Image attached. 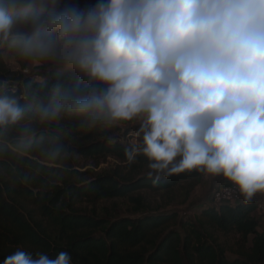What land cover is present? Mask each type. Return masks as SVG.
Here are the masks:
<instances>
[{
  "label": "clouds",
  "instance_id": "clouds-1",
  "mask_svg": "<svg viewBox=\"0 0 264 264\" xmlns=\"http://www.w3.org/2000/svg\"><path fill=\"white\" fill-rule=\"evenodd\" d=\"M0 45L86 78L38 104L40 122L137 120L142 142L126 157H147L154 183L197 170L225 177L245 203L264 193V0H0ZM27 112L0 95V129ZM33 134L25 126L20 145ZM3 264L72 258L18 249Z\"/></svg>",
  "mask_w": 264,
  "mask_h": 264
},
{
  "label": "trees",
  "instance_id": "trees-1",
  "mask_svg": "<svg viewBox=\"0 0 264 264\" xmlns=\"http://www.w3.org/2000/svg\"><path fill=\"white\" fill-rule=\"evenodd\" d=\"M5 54L20 68H11ZM31 61L0 45V95H15L28 109L19 124L0 129V264L18 249L51 259L65 251L72 264H264L263 217L253 214L256 201L215 204L213 195L193 220L179 219L176 212L148 211L145 196L135 193H159L184 183L192 190L203 173L185 170L154 183L143 171L150 169L147 157L137 155L131 164L127 160L126 150L138 145L114 140L122 130L119 124L93 126L67 114L40 122L38 104H51L58 92L87 81L56 63L40 77L25 74ZM135 121L122 122L128 126L123 137L139 129L132 125ZM25 126L34 132L26 147L19 143ZM72 156L113 157L127 170L79 171ZM115 199L129 200L135 215L117 218L107 209L97 211L98 203ZM85 202L94 207L84 208Z\"/></svg>",
  "mask_w": 264,
  "mask_h": 264
},
{
  "label": "rangeland",
  "instance_id": "rangeland-1",
  "mask_svg": "<svg viewBox=\"0 0 264 264\" xmlns=\"http://www.w3.org/2000/svg\"><path fill=\"white\" fill-rule=\"evenodd\" d=\"M5 60L7 64L13 69H19V64L8 54H5ZM55 63L51 61H46L41 63L39 61H31L24 70L25 74L36 75L38 77L41 74L47 72L51 66ZM133 126L140 127L139 121H135ZM122 130L115 137L114 140L121 141L124 144H134L139 145L142 139L136 137L139 129H135L131 135L123 137L124 129L128 126L120 123ZM72 161L75 165V168L79 171H91L93 173H100L102 171H112L121 167L122 171H126L124 168L125 165L113 157H101V158H84L79 156H72ZM144 172H150L151 169H143ZM227 179L220 176H212L203 173L200 183H198L195 188L190 190L187 183L178 185L177 187L163 192H151L149 190L139 191L135 194H141L145 196L147 203L149 205L148 211H164V212H176L178 213V218L185 219H194L195 216L201 214V212L206 208L208 198L212 197L216 190L224 183ZM242 199L243 196H240L239 199ZM264 204V202H263ZM83 207H87L88 210H91L93 205L88 202L83 203ZM96 209L99 213H104L103 210L107 209L112 217H124V216H133V205L127 199H115L112 201H103L96 205ZM254 215L258 217H263L264 219V208H257L253 212ZM264 225V222H263ZM176 230L180 229V225H172ZM227 244H231L232 240L227 239L224 236L221 237ZM229 258H234L235 256L231 253H228Z\"/></svg>",
  "mask_w": 264,
  "mask_h": 264
},
{
  "label": "built area",
  "instance_id": "built-area-1",
  "mask_svg": "<svg viewBox=\"0 0 264 264\" xmlns=\"http://www.w3.org/2000/svg\"><path fill=\"white\" fill-rule=\"evenodd\" d=\"M95 2L96 0H87L80 4L83 6L85 4H94ZM136 137H140V139H142L141 136L137 135ZM240 196L242 195L240 194L238 188L227 180L216 190L213 196V201L215 204H220L222 202H234L238 200ZM252 199L256 201L259 208H264V193H257Z\"/></svg>",
  "mask_w": 264,
  "mask_h": 264
},
{
  "label": "crops",
  "instance_id": "crops-1",
  "mask_svg": "<svg viewBox=\"0 0 264 264\" xmlns=\"http://www.w3.org/2000/svg\"><path fill=\"white\" fill-rule=\"evenodd\" d=\"M263 222H264V219H263Z\"/></svg>",
  "mask_w": 264,
  "mask_h": 264
}]
</instances>
